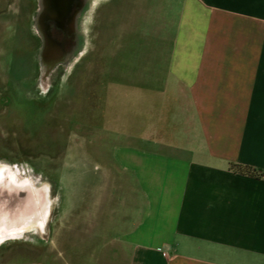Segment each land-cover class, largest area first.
Returning a JSON list of instances; mask_svg holds the SVG:
<instances>
[{
    "label": "crops",
    "instance_id": "0c3cea01",
    "mask_svg": "<svg viewBox=\"0 0 264 264\" xmlns=\"http://www.w3.org/2000/svg\"><path fill=\"white\" fill-rule=\"evenodd\" d=\"M106 4L143 28L107 55L101 115L133 145L102 166L85 225L55 235L60 256L78 233L92 264H264V0Z\"/></svg>",
    "mask_w": 264,
    "mask_h": 264
},
{
    "label": "rangeland",
    "instance_id": "374dc122",
    "mask_svg": "<svg viewBox=\"0 0 264 264\" xmlns=\"http://www.w3.org/2000/svg\"><path fill=\"white\" fill-rule=\"evenodd\" d=\"M105 1L48 0L41 13L40 0H0V198H12L0 208V264H66L71 254L92 264L84 234L71 235L66 257L55 235L71 220L85 225L107 178L102 166L117 146L133 145L109 137L101 115L107 55L143 30L133 4L109 17Z\"/></svg>",
    "mask_w": 264,
    "mask_h": 264
},
{
    "label": "bare ground",
    "instance_id": "6f19581e",
    "mask_svg": "<svg viewBox=\"0 0 264 264\" xmlns=\"http://www.w3.org/2000/svg\"><path fill=\"white\" fill-rule=\"evenodd\" d=\"M44 1V5H42L41 6V13H44V11L47 9V3H48V0H43ZM59 2H61V0H59ZM49 3L50 4H52L53 3V5L55 6V7H57V0H49ZM56 12V11H55ZM56 13H58V12H56ZM3 185V184H2ZM3 189H4V192L6 191H8L7 193L8 194H11V195H14V194H16V192H17V190H15L14 188H11L10 186H8V185H4V187H3ZM7 197H10V195H3L1 198H0V208H5V203H6V201H9V202H11V204H12V199L11 200H7L8 198ZM11 198V197H10ZM17 198H19V196H17ZM20 199V198H19ZM20 201V200H19Z\"/></svg>",
    "mask_w": 264,
    "mask_h": 264
},
{
    "label": "trees",
    "instance_id": "16d2710c",
    "mask_svg": "<svg viewBox=\"0 0 264 264\" xmlns=\"http://www.w3.org/2000/svg\"><path fill=\"white\" fill-rule=\"evenodd\" d=\"M233 168H235L236 170H238L239 172H242V173H247V174H251V175L255 174L254 169H252L251 167H243L240 165H233Z\"/></svg>",
    "mask_w": 264,
    "mask_h": 264
},
{
    "label": "flooded vegetation",
    "instance_id": "af4514ba",
    "mask_svg": "<svg viewBox=\"0 0 264 264\" xmlns=\"http://www.w3.org/2000/svg\"><path fill=\"white\" fill-rule=\"evenodd\" d=\"M40 5L42 6V5H44V1L43 0H40ZM41 6H40V8H41ZM8 199L7 200H11L12 198H10V197H7ZM5 208H7V207H11V202H9V201H6V203H5Z\"/></svg>",
    "mask_w": 264,
    "mask_h": 264
}]
</instances>
